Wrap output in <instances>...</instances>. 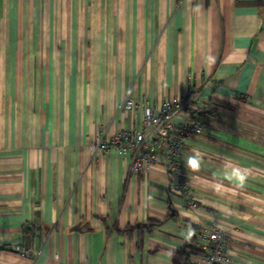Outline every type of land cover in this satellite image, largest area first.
<instances>
[{"label":"crops","instance_id":"obj_1","mask_svg":"<svg viewBox=\"0 0 264 264\" xmlns=\"http://www.w3.org/2000/svg\"><path fill=\"white\" fill-rule=\"evenodd\" d=\"M190 89L197 209L163 161L134 174L88 149L140 126L128 94L159 108ZM213 228L225 264H264V0H0V264H173Z\"/></svg>","mask_w":264,"mask_h":264},{"label":"built area","instance_id":"obj_2","mask_svg":"<svg viewBox=\"0 0 264 264\" xmlns=\"http://www.w3.org/2000/svg\"><path fill=\"white\" fill-rule=\"evenodd\" d=\"M200 102V93L191 89L164 101L159 108L146 99L136 101L128 94L122 109L129 111L136 105L141 107L140 126H134L131 130L123 129L110 137L97 132L88 149L94 156L98 152L110 150L129 156L130 170L134 174L144 165L149 167L157 161H163L173 192L183 197L188 208L197 209L198 203L181 157L188 140L204 133L207 114L200 110ZM196 246L203 253L194 257V264H225L230 255L229 236L218 228L202 236ZM18 251L22 255L34 252L27 248Z\"/></svg>","mask_w":264,"mask_h":264},{"label":"trees","instance_id":"obj_3","mask_svg":"<svg viewBox=\"0 0 264 264\" xmlns=\"http://www.w3.org/2000/svg\"><path fill=\"white\" fill-rule=\"evenodd\" d=\"M163 224V221H157V220H149L146 224H137V226L135 228H145L148 227V231H151L152 228H154L155 226H159ZM130 228V227H128ZM128 229H126L125 231H127ZM193 231V230H192ZM197 237L192 238V240L187 243L186 245H184V247L177 251L174 252L173 254V264H194L193 259L195 256L198 255H202V250L199 249L195 242Z\"/></svg>","mask_w":264,"mask_h":264},{"label":"clouds","instance_id":"obj_4","mask_svg":"<svg viewBox=\"0 0 264 264\" xmlns=\"http://www.w3.org/2000/svg\"><path fill=\"white\" fill-rule=\"evenodd\" d=\"M241 179H243V177H241Z\"/></svg>","mask_w":264,"mask_h":264}]
</instances>
